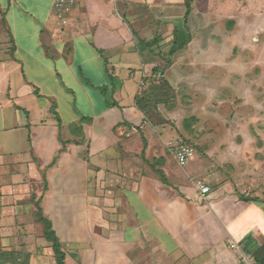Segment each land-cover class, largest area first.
<instances>
[{
    "label": "crops",
    "instance_id": "obj_1",
    "mask_svg": "<svg viewBox=\"0 0 264 264\" xmlns=\"http://www.w3.org/2000/svg\"><path fill=\"white\" fill-rule=\"evenodd\" d=\"M143 4L185 7L75 0L63 25L53 0H0V264H57L40 214L63 264H264V176L176 121L194 12L146 29ZM175 140L197 146L186 168Z\"/></svg>",
    "mask_w": 264,
    "mask_h": 264
},
{
    "label": "rangeland",
    "instance_id": "obj_2",
    "mask_svg": "<svg viewBox=\"0 0 264 264\" xmlns=\"http://www.w3.org/2000/svg\"><path fill=\"white\" fill-rule=\"evenodd\" d=\"M191 2L194 34L185 55L194 75L176 121L182 122V130L194 126L190 130L204 149L217 146L234 152L250 175L264 176V0ZM136 7L138 24L146 29L165 26L154 19L166 11L174 19L169 28L180 24L178 17L186 9L182 5L156 10L144 4ZM5 38L0 26V55L10 52Z\"/></svg>",
    "mask_w": 264,
    "mask_h": 264
},
{
    "label": "built area",
    "instance_id": "obj_3",
    "mask_svg": "<svg viewBox=\"0 0 264 264\" xmlns=\"http://www.w3.org/2000/svg\"><path fill=\"white\" fill-rule=\"evenodd\" d=\"M74 5L75 0H53L54 13L63 25L67 23L65 19L67 11ZM166 147L179 167L187 166L193 159L196 152L191 144L179 140L167 142ZM195 186L202 196L210 190L208 186L204 185L199 180L195 182Z\"/></svg>",
    "mask_w": 264,
    "mask_h": 264
},
{
    "label": "trees",
    "instance_id": "obj_4",
    "mask_svg": "<svg viewBox=\"0 0 264 264\" xmlns=\"http://www.w3.org/2000/svg\"><path fill=\"white\" fill-rule=\"evenodd\" d=\"M191 4H192L191 0H184V6L186 8L185 9V13H184V18H183L184 25H187L188 17L190 15L191 11H192ZM189 41H190V36L189 35H188V38H187V40L185 41L184 44L176 46V42L174 41L173 46L170 49V55H172L175 52L176 49H180V48L185 47ZM240 199L243 200V201L250 200L249 198H245L243 196H241ZM39 218L45 224L44 235H45L46 239L52 243V250H53V254H54L56 263L57 264H63L64 255H63V253L60 250L59 242L56 239L55 234L53 233V231L51 229V225L49 224V222L47 220H45L41 216V214L39 215Z\"/></svg>",
    "mask_w": 264,
    "mask_h": 264
}]
</instances>
